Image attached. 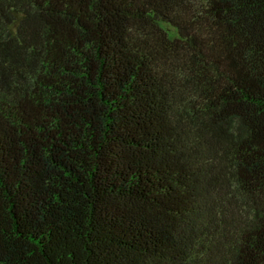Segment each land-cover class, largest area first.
<instances>
[{"label": "trees", "instance_id": "1", "mask_svg": "<svg viewBox=\"0 0 264 264\" xmlns=\"http://www.w3.org/2000/svg\"><path fill=\"white\" fill-rule=\"evenodd\" d=\"M0 264H264V0H0Z\"/></svg>", "mask_w": 264, "mask_h": 264}]
</instances>
